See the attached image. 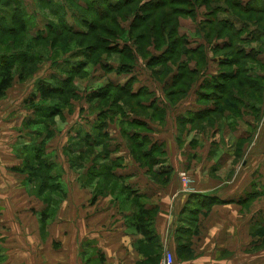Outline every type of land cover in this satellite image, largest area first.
Masks as SVG:
<instances>
[{
    "label": "crops",
    "instance_id": "1",
    "mask_svg": "<svg viewBox=\"0 0 264 264\" xmlns=\"http://www.w3.org/2000/svg\"><path fill=\"white\" fill-rule=\"evenodd\" d=\"M247 1H260L264 5V0H242ZM179 28L182 29L180 25ZM195 37L189 47L202 42L198 33ZM253 43L264 45V32H259ZM219 57L205 51L201 72L216 74ZM257 60L261 66L254 65V72L264 77L263 52L257 55ZM168 65L173 71L155 82L161 85L162 93L175 70V65ZM190 66H194L193 61ZM127 80L115 83L124 84ZM142 86L156 92V88L140 83L139 79L134 89ZM200 87V79L192 82L186 95L175 104L157 98L163 107L160 114L163 122L159 116L147 119L149 137L162 144L165 158L149 171L133 157L139 170L126 162L125 155L118 153L121 133L112 136L109 130L113 140L109 142L110 158H121V166L112 171L117 189L101 184L103 189L97 191L102 176L92 167L99 168L105 160L95 164L93 158L79 161L66 158L58 164L59 160L53 159L52 173L58 187L50 191L55 202L50 204L49 217L41 226L39 214L47 204L37 195V181L29 180L27 173L14 168L23 167V148L36 146L43 135L37 134L36 140L26 134L28 131L36 134L39 126L31 127L33 130L25 128L24 122L33 118L34 112L24 106L27 97L23 96L22 86L13 82L0 98V197L14 203L16 193L29 186L31 196L42 203V208L36 209L38 216L33 215L32 226H4L5 221L0 218V264H150L155 254L150 255L149 239L131 226L137 210L132 201L136 192L149 199L146 207L160 245L157 261L169 252L176 264H211L213 259L227 264L225 260L230 257L237 258L239 264H253L250 252L257 250L253 252L255 264H264V237L262 241L259 233L264 230V97L261 102H245L238 116L225 111L210 122L200 120V115L188 123L190 117L206 108L197 101ZM90 116H93L88 118L91 127L97 113ZM120 119L117 115L108 123L109 128L116 126L119 130ZM70 129L68 139H77L76 130ZM48 143L47 140L45 149L50 147ZM124 144L129 152L127 142ZM85 148L80 146L78 150ZM126 166L125 174L119 172L127 170ZM181 175L191 180L188 186ZM255 245L257 248L251 249ZM181 248L186 251L181 252ZM181 253L189 257L182 258Z\"/></svg>",
    "mask_w": 264,
    "mask_h": 264
},
{
    "label": "trees",
    "instance_id": "2",
    "mask_svg": "<svg viewBox=\"0 0 264 264\" xmlns=\"http://www.w3.org/2000/svg\"><path fill=\"white\" fill-rule=\"evenodd\" d=\"M45 1L47 2L49 10L56 18V12L59 10L54 7V3L51 0ZM96 1L106 2L107 6L112 8V13L114 15L124 18V15L120 16L118 7L114 9L117 5V0ZM133 1L134 0H122L120 3H126V5L130 6ZM3 3L4 5L12 3L15 7L7 12L0 11V98L5 95L7 89L12 85L15 76H17L19 81L23 82L34 73V67L37 63L36 57L41 54H37L36 52L31 54L30 51L32 48L39 51L49 47L56 48L58 36L62 34L61 28L64 29L63 31H65L64 33L68 38L74 33V35L79 33L71 25L65 24L63 11H59L61 14L57 16L59 22L56 25L47 23L44 31L37 32L36 34L34 33L33 35L30 27L28 28L27 19L25 18V9L21 4V0H3ZM216 3H219V6ZM171 4H176L177 7L172 9L169 8V12V10L165 9V1L148 0L142 5L144 10H142L139 15L134 13L136 16L130 28V31L136 29V19L138 21L143 20V23L140 25L143 30L138 34L131 33V36L137 38L139 47H142V50L144 47L149 46V67L155 78L163 80L173 71L168 63L175 65L170 84H165L163 86L165 99L170 104H175L186 95V91L189 89L191 83L200 79L201 87L199 88L200 91L197 101L204 104L206 108L198 112L197 115L195 114L190 117L188 123H193L200 115L202 116L199 117L200 120L204 119L210 122L211 120L219 118L225 111L238 116L240 115L242 107H245V102H261L263 97L262 88L264 78L261 75L255 74L253 66H261L257 60V55L261 52L264 53V49L262 48L264 45L261 44L260 46L262 47H260L259 50H254L251 47H242L239 44L241 42L253 43L258 33L261 31L264 32V5H261L260 1L251 4V2L244 3L242 0H171ZM182 5H186L188 8ZM199 5L211 6L212 10H209L208 16L206 17L207 20H202L203 22L201 21L199 27L196 26L195 32L203 34V38L207 41H210L213 36H216V39L221 37L219 41L216 40L212 47L214 56H220L218 58L219 68L214 75H205V72H201L205 65V51L203 47L200 46L201 42H196L198 44L197 46L189 47L187 37L179 31V23L176 25L175 18L171 20L168 16L172 11H174L176 15H179L178 19L182 16H192L195 7ZM223 8L227 9L229 13L227 16L219 15V11H224L222 10ZM114 12H117V14ZM148 13L149 21H145ZM80 20L82 22L81 24L88 27V29L93 26V23L91 24L89 18L84 14ZM247 20L256 21L255 25L252 27L255 30L254 35L249 32L244 33L245 30L241 29L242 26L236 27V25H243L242 23H244L249 29L251 23ZM28 23L33 24V22H29V19ZM172 23H174V26H172ZM148 29L149 32L146 31ZM117 33L118 31L113 28H106V30L97 32L95 38L104 41V49L113 51L114 49L109 48L108 42L112 40ZM78 35L82 38L85 37L83 34ZM26 36L30 39L27 42L24 41ZM138 36L142 38L145 37V40L142 41ZM224 37L228 38L224 39ZM151 47L155 50H162V52L160 51V54H151ZM97 48L98 47H95V49ZM138 50L140 51L139 48ZM117 53H119L120 57L125 55L123 52ZM145 54L147 55V52ZM183 56L186 57V60H182ZM192 61L194 62L193 67L190 66ZM122 65L119 68V72H128L133 66ZM157 66L158 68H156ZM71 70L72 69L65 70V78L63 79L50 76V83L39 80L36 84L37 92L33 94V96H30V98L28 97L24 100V106L28 109H32L34 112V117L24 122L25 128H31L37 125L43 132L37 127L38 130H35L36 135L39 134L43 136L36 146L35 144H31L23 148L21 151L23 167L14 169L27 173V178L29 180L35 179L37 181V195L47 204L46 208L39 214L41 226L45 225L49 217L50 204L55 202V200L50 198V191L58 187L55 182L56 176L52 173L54 163L52 160H47L43 152L46 141L53 137V134L49 133L53 131L51 124H53L56 116L62 115L63 108L58 102L67 104L71 99L70 91L64 87L68 82ZM136 81L137 79L134 77L129 78L124 84L108 81L106 87L91 92L89 97L86 98V101L89 104L92 103V105L96 107L95 109L98 110L96 112L97 117L90 127L91 131L86 132L81 128L77 131L76 136L79 144L76 142L72 144L69 154L73 155L77 153V158H70L71 161L83 160L91 155L96 161L95 164L98 160H101L100 155L103 156L102 160H105V163L98 166L99 168L96 166L95 168L94 166L92 167L94 172L97 171L102 176L99 181L100 186L97 188L98 192H101L103 189L101 184L108 186L110 179H115L116 175L112 171L117 166H121V162H119L121 158H117L118 160L110 158L111 150L108 143V141H110L108 123L111 121L113 122L116 115L119 114L123 118L120 122L121 136L127 142V146L135 160H139L136 155V150L138 149L140 158H144L148 161L145 167H147L149 171V169L164 158L165 152L162 144L152 141L150 137L148 138V134L146 133L148 131L150 132V129L147 128L148 124L146 121L138 119V115L140 114L133 108L136 107L144 111V113H149L147 116H149L150 119L159 116L161 119L160 122H163L162 116L160 115L163 114V107L160 106L157 97H155V93L149 90L148 87L142 86L138 89H134ZM111 91H113V93ZM109 96L112 97L111 100ZM67 99L69 100L67 101ZM49 101H51L52 104L45 105V103ZM249 105L254 106L253 104ZM108 111H111V113L109 114ZM129 114H133L134 116L128 117ZM183 121L185 122V120ZM124 124H126L128 128L125 129ZM101 145H103L101 154H99V152L95 154L93 150ZM80 146H85L86 148L83 151H79L78 147ZM28 153L30 156L27 155ZM142 166H144V164ZM117 185H113L112 189H116V187H118ZM95 198L96 196L94 195L92 200L94 201ZM140 198H148V196L145 194H138L137 192L134 194L132 201L136 204L137 210L131 226H135L138 231L144 233V235L147 236L146 238L149 239V249H151L150 255L155 254V258L150 259V264H156L158 262L157 257L160 245L158 244L159 241L155 232L152 230L149 208L146 207L147 204L144 201L139 200ZM187 248L188 247H186V249ZM182 250H185V248H181V252ZM182 256L181 254V257Z\"/></svg>",
    "mask_w": 264,
    "mask_h": 264
},
{
    "label": "rangeland",
    "instance_id": "3",
    "mask_svg": "<svg viewBox=\"0 0 264 264\" xmlns=\"http://www.w3.org/2000/svg\"><path fill=\"white\" fill-rule=\"evenodd\" d=\"M51 1L54 3V7H56L57 10L63 11V16H65L64 18L65 24L69 26L71 25L79 33H76L77 35H74L75 34L74 33L71 35L70 38H68L64 33L65 31H63L64 29L61 28L62 34L58 36L56 42V46H57L56 48L49 47L41 51L32 48L30 51L31 54H33L34 52H36L37 54H41L36 57L37 63L35 64L34 67L35 68L34 73L32 74V76H30L28 79H26L23 82L19 81L17 79V76H15L14 82L22 86L24 98L25 97L30 98V96H33V94L37 92L36 84L39 80H43L45 82L50 83L51 82L49 78L50 76L63 79L65 78V73H64L65 70L72 69L68 77V82L64 85L65 89L70 91L71 99L70 100L67 99V101L69 100L67 104L65 103L61 104L60 102H58L63 108L62 115L56 116V118L53 121V124H51L53 131H50L49 133H52L53 137L48 139V142L50 143L49 148L51 149L46 148L44 149L43 152L44 157H46L47 160L53 161V159L54 160L58 159L59 160L58 164H59L66 161V158L68 159L77 158V153L71 155L69 154V150L72 144H74L75 142L79 144L78 143L79 141H77L76 138L69 137L68 139L69 136L68 129H70L71 127L70 130L75 129L76 132L79 130L80 127L83 130L90 129V124H89L90 119L88 118H90L91 117L90 115L93 114L94 112H97L98 110L95 109L96 107H94L92 103L89 104L86 101V98L89 97V94L91 92L106 87L108 81L115 83L116 81L121 82L125 79L134 77L137 80L139 79L140 83L146 84L148 86L150 85V87L156 88V90L154 89L153 90L156 91L155 96L157 98L164 100L165 97L163 96L164 94L161 91V85L155 83V82H160L161 80L154 77L152 70L149 67V60H148L149 46L144 47L142 50V47H139V42L137 38L131 36V33L138 34L143 30L142 27L140 26L141 23H143V20L138 21L136 19L137 22L136 29L130 31L131 23L136 16V14L134 13H137L139 15V13H141L142 10H144L142 8V5L148 0H134L133 2H131L132 5L130 6L126 5V3L125 4L120 3L122 2V0L120 1L117 0V5L114 7V9L118 7L120 10V16L124 15L123 16L124 18H120L119 16L114 15L112 13V8L108 7L106 2L104 3L97 2L96 0H51ZM161 1L166 2L165 9L169 10V12H170L169 8L172 9L174 7H177L176 4H171V0H161ZM250 2L251 4L254 3L253 1ZM21 4L22 6H24L25 9V18L27 19L28 28L30 27V30L33 35L34 33L36 34L37 32L44 31L47 23H53L54 25H56L59 22L57 16H59L61 13L57 11L56 12L57 16L55 18L51 13V11L49 10V7L45 0H24V3H22L21 1ZM216 4H218L219 6V3ZM182 6L188 8L186 5H182ZM14 7H15L14 4L11 3L8 5H4L3 0H0V11L7 12L8 10L14 9ZM210 9L212 10L211 6L199 5L195 7L194 14L192 16H185V17L182 16L179 17L178 19L179 15H176L174 11L168 14V16L170 17L171 20H174L173 18H175L176 20L175 24L178 25L179 23L180 27H182V29L179 28V30L181 29V31L184 32L187 38H191L188 41L189 44V42L192 41V39L197 35L195 30L197 27H199L201 21L202 20L204 21L206 19ZM222 10L224 11L223 12L219 11V15L227 16L229 14L226 8H223ZM114 13L117 14V12ZM83 14L87 18H89L91 24L93 23V26L89 29L85 25L81 24L82 22L80 18L83 16ZM28 19L29 22H33V24L28 23ZM145 21H149V13L146 15ZM247 21L251 23L249 29L244 23H242L243 25L238 24L236 25V27L242 26L241 29L245 30L244 33L249 32L250 34L254 35L255 30L252 27L253 25H255L256 21L254 20L252 21L247 20ZM172 26H174V23H172ZM106 28L107 29L113 28L114 30L118 31L117 35H115V37L112 40H109L108 42L109 48L114 49L113 51L104 49V41H100L99 39L95 38L97 32L101 30L102 31L106 30ZM146 31L149 32V29ZM78 34L81 35L83 34L85 35V37L84 38L79 37L80 35ZM198 35L202 39V42L201 41L199 42H201L200 46L203 47V50L205 49V51L207 50L210 51L212 53V56H214L212 52V47L214 46L216 40L219 41L221 37H219V39H216L215 38L216 36H213L210 41H207L206 39L203 38V34H198ZM138 37L142 41L145 40V37L143 38L140 36ZM227 38L228 37H224V39ZM28 40L30 39H28V37L26 36L24 41L27 42ZM239 45L242 47H251L254 50H259L260 47H262L260 45L254 46V43H250V42L249 43L241 42ZM95 47L98 48L95 49ZM138 48L140 49V51L138 50ZM262 48L264 49V47ZM150 51L151 54L153 53L158 54L157 51L162 52V50H155L153 47L150 48ZM117 52H123L125 53V55L120 57L119 53ZM146 52L147 55L145 54ZM121 65L122 66L133 65V66L128 72H119V68L121 67ZM156 68H158V66ZM149 74L152 77L153 81L150 79ZM262 90H263L262 94L264 97V84ZM111 92L113 93V91ZM19 96H16L15 99L16 98L19 99ZM109 98L110 100L112 99L111 96H109ZM50 104H52L51 101L45 103V105H50ZM133 108L140 114L138 115L139 117L138 119H142L146 121L148 124L147 128L149 129V121H148L149 116H147L149 115V113H144V111L136 107ZM108 112L109 114L111 113V111ZM132 116L134 115L133 114L128 115V117H132ZM91 118H93V116ZM122 119H120L119 121L121 122ZM79 121H81L82 124H79ZM111 125H113V123ZM119 127L121 128L120 123H119ZM124 127L125 129L128 128L126 124H124ZM33 129L34 128H31V130ZM109 130L112 136L116 135L118 131L121 133V129L118 130L116 126H111ZM139 130H143V129H139ZM40 131L43 132L41 128ZM74 132L75 131H73V133ZM146 133L148 134L147 136L149 138V131ZM26 134L32 138L34 137L36 140L39 139V137H37L36 134L31 135L32 132L29 133L28 131ZM112 141L110 140L108 141V143ZM65 143L66 145H64ZM118 143L121 146V150H119L118 153L122 155L124 154L126 157V162H130V166H134L136 170H139L138 165L136 163H133L130 149L129 152L131 157L129 155V152L124 144L125 140L121 138V141H118ZM102 150H103V145L96 147L93 151L95 154L98 152L99 154H101ZM27 155H29V153ZM136 155L138 156L140 162H142L145 166L147 164L146 162L148 161L144 158H140L138 149L136 150ZM100 157L102 160L103 156L100 155ZM27 158H31V157H27ZM91 158H93L91 157V155L87 156L88 160ZM126 171H128V169L124 171L121 170L119 172L121 173L124 172L125 174ZM110 181H112L113 183L108 184L109 188H112L113 185H117V181L114 180L113 178L110 179ZM190 183L191 180L189 184ZM121 194L122 192L120 193V195ZM16 195H17V199L14 200V203H9L7 201L8 198L6 197L3 198L0 197V218H2L3 221L7 222V223L4 222V226H32L31 219L33 218V215L38 216L36 209L42 208V203L39 200H37L35 197L31 196L29 191V186H27L25 191L17 192ZM139 200L144 201L147 205L149 204L148 198H140ZM252 232L254 233V231ZM259 233L263 241L264 230H260ZM183 238H187L188 240V237L186 236H184ZM187 244L189 245L190 241H188ZM253 248H257V246L255 245L251 247V249ZM253 252L256 253L257 250H252V252H250L251 262L255 264L256 259L253 257V255L255 254ZM186 257H189V254L186 255L184 254L182 256V258H186ZM213 260L216 262L214 264H222L220 263L219 259L216 260L213 259ZM213 260H211V264ZM225 261L227 262V264H239L240 262L237 258L234 257L233 258L230 257Z\"/></svg>",
    "mask_w": 264,
    "mask_h": 264
},
{
    "label": "built area",
    "instance_id": "4",
    "mask_svg": "<svg viewBox=\"0 0 264 264\" xmlns=\"http://www.w3.org/2000/svg\"><path fill=\"white\" fill-rule=\"evenodd\" d=\"M182 181L185 186L189 185L190 179L186 175H181ZM187 189V188H186ZM156 264H176L173 259L171 253L166 252L161 260H159Z\"/></svg>",
    "mask_w": 264,
    "mask_h": 264
}]
</instances>
